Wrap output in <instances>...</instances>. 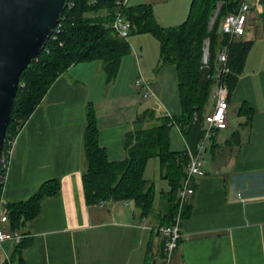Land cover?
<instances>
[{
  "label": "crops",
  "instance_id": "0c3cea01",
  "mask_svg": "<svg viewBox=\"0 0 264 264\" xmlns=\"http://www.w3.org/2000/svg\"><path fill=\"white\" fill-rule=\"evenodd\" d=\"M192 1L131 0L129 6L151 4L159 24L171 27L187 19ZM251 8L242 40L253 44L229 101L228 128L215 132L203 153L205 173L187 202L192 208L181 224L182 241L173 264H264V0H254ZM132 37V53L122 60L112 84L106 82L101 61L72 66L14 142L3 190L6 203L29 199L48 180L61 181L60 192L46 199L27 225L33 243L23 252L25 264L162 263V239L151 228L159 226L158 215L167 211L165 192L154 213L141 219L133 202L88 205L83 185L89 102L95 105L100 143L111 162L126 159L128 132L147 127L137 117L154 110L151 99L164 107L161 117L179 114L176 70L158 68V40L150 34ZM140 77L149 81L156 97L142 99L135 86ZM244 104L252 110L249 124L239 114ZM173 128L172 146L174 142L177 149L172 150L187 149L181 131ZM236 131L240 143L231 146L228 141ZM144 177L148 180L146 172ZM15 247L11 241L0 244V264H6Z\"/></svg>",
  "mask_w": 264,
  "mask_h": 264
},
{
  "label": "trees",
  "instance_id": "16d2710c",
  "mask_svg": "<svg viewBox=\"0 0 264 264\" xmlns=\"http://www.w3.org/2000/svg\"><path fill=\"white\" fill-rule=\"evenodd\" d=\"M120 1H68L58 28L60 32L56 30L53 33L40 56L21 75L7 130L4 156H9L19 133L61 75L74 65L101 61L106 82L112 84L119 75L122 60L132 53L130 37L137 34H150L158 40V68H175L181 113L173 120L188 148L193 154L197 153L205 136L206 117L215 107V82L212 76L220 68L219 52L224 47L228 48L230 73L222 76V81L228 87L230 100L252 48V41L231 42L229 36L220 32L223 19L237 11L240 0H193L187 19L171 27L159 24L151 4L122 8L118 4ZM219 4L222 7L217 23L210 30V19ZM117 11L122 12L132 24L127 39L111 28ZM207 38L210 39L211 58L209 67L202 68L203 45ZM239 114L247 117L246 124L251 122L252 110L246 104ZM137 122L148 125L142 130L128 132L125 140L126 159L111 162L107 150L100 143L95 105L88 103L83 132L82 172L86 201L88 205L133 202L140 210L141 219L148 218L154 213L156 191L154 182L146 180L144 176L148 162L158 159L161 178L170 186V191L162 194L167 202V211L158 215L159 225H172L178 214L179 192L188 173L190 157L187 150H172L171 130L174 126H169L168 118L158 117L155 110H146L138 115ZM239 143L240 132L236 131L228 144L235 146ZM2 171L1 167L0 173ZM194 187L197 189V184ZM3 190L4 186L0 185V203ZM60 190V179H51L44 182L29 199L7 203L9 227L23 235L11 256V264H25L23 252L33 243L32 236L26 230L27 225L38 217L44 201L56 196ZM191 208L189 203L184 205L183 220L189 216Z\"/></svg>",
  "mask_w": 264,
  "mask_h": 264
},
{
  "label": "built area",
  "instance_id": "2783aa9c",
  "mask_svg": "<svg viewBox=\"0 0 264 264\" xmlns=\"http://www.w3.org/2000/svg\"><path fill=\"white\" fill-rule=\"evenodd\" d=\"M131 0H122L118 4L120 7L124 8L129 6ZM254 0H240L239 7L237 11L228 14L222 21L220 32L229 36L231 42L242 40L246 33V27L249 17L252 13L251 3ZM222 4H219L214 14L212 15L209 28L210 30L217 23L218 15L220 13ZM59 25L55 29L59 33ZM111 28L117 32V34L127 39L130 35L132 28L131 22L122 14V12L117 11L115 17L111 23ZM54 31V32H55ZM203 58H202V68H208L210 64V39L207 38L203 45ZM229 54L228 48L224 47L218 54V63L220 68L216 75L212 76V80L215 82L214 100L215 107L211 114L206 117L205 123V136L202 142L198 146L197 153L193 154L187 146V154L190 157L188 164V173L184 179L183 185L179 192V210L176 216L175 222L168 226H154L151 228L152 232L162 239L163 252H162V263L163 264H173L178 247L179 241L182 238L181 224L182 211L184 205L188 200L195 194L196 188L194 185L197 184V178L204 175L205 171L202 166V158L204 151L207 150L209 143L215 136L216 131H223L228 128V109H229V90L228 87L223 83L222 76L230 73L228 67ZM135 86L140 90L142 99H149L151 97H156V95L151 91L149 83L146 82L142 77H140L136 82ZM166 118L170 120L169 126H175L173 117L168 112L165 115ZM178 128V127H177ZM179 129V128H178ZM13 149V148H12ZM12 150L9 151V156H2L1 165L3 171L0 173V185L5 186L7 179L8 165ZM7 203L1 199L0 203V244L6 241H11L15 245L21 243L23 235L16 230H12L9 227V219L6 209Z\"/></svg>",
  "mask_w": 264,
  "mask_h": 264
},
{
  "label": "water",
  "instance_id": "95a60500",
  "mask_svg": "<svg viewBox=\"0 0 264 264\" xmlns=\"http://www.w3.org/2000/svg\"><path fill=\"white\" fill-rule=\"evenodd\" d=\"M69 0H0V165L22 73L45 49Z\"/></svg>",
  "mask_w": 264,
  "mask_h": 264
},
{
  "label": "rangeland",
  "instance_id": "374dc122",
  "mask_svg": "<svg viewBox=\"0 0 264 264\" xmlns=\"http://www.w3.org/2000/svg\"><path fill=\"white\" fill-rule=\"evenodd\" d=\"M131 2V1H130ZM180 21H182V20H180ZM179 24H181V23H179ZM178 24V25H179ZM140 35H144V34H137V35H133V36H140ZM133 37L131 36L130 37V41H131V39H132ZM157 68V67H156ZM154 69V70H152L153 71V73L155 74L156 73V71H157V69ZM146 82H149L147 79H144ZM151 102H153L152 104H151V107H152V109H154V110H156V108L155 107H157V110L159 111V115H158V117H161V112H163L164 113V107L163 106H161L162 104H160V103H158L157 101L154 103V99L152 100L151 99ZM156 104V105H155ZM179 114L181 113V106L179 105ZM162 110V111H161ZM178 114V115H179ZM174 116H177V115H173L172 114V117H174ZM236 118V117H235ZM235 122H237V120H235ZM174 130H173V132L174 131H177V129L176 128H173ZM177 147V146H176ZM175 147V145H174V142H173V146H172V148H175V149H177ZM185 149H186V147H185ZM185 149L183 150V151H185ZM174 151H177V150H174ZM203 161V160H202ZM147 170H146V178L148 179V180H150V181H152V182H154V184H155V191H156V198H155V208L157 207V205H158V203H159V200H160V196H161V193L162 192H169L170 191V186H169V184L165 181V180H163L162 178H161V173H160V161L158 160V159H151L149 162H148V165H147V168H146ZM14 244V243H13ZM5 263L6 264H11V258H6V260H5ZM161 264H163V263H161Z\"/></svg>",
  "mask_w": 264,
  "mask_h": 264
}]
</instances>
